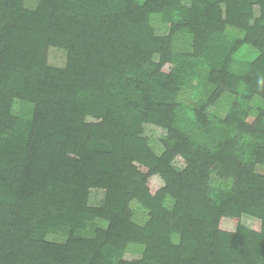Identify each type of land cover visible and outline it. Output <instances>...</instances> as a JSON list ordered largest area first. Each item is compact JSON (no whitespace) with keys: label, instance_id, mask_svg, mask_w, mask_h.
<instances>
[{"label":"trees","instance_id":"obj_1","mask_svg":"<svg viewBox=\"0 0 264 264\" xmlns=\"http://www.w3.org/2000/svg\"><path fill=\"white\" fill-rule=\"evenodd\" d=\"M25 2L0 0V264H264V0Z\"/></svg>","mask_w":264,"mask_h":264},{"label":"rangeland","instance_id":"obj_2","mask_svg":"<svg viewBox=\"0 0 264 264\" xmlns=\"http://www.w3.org/2000/svg\"><path fill=\"white\" fill-rule=\"evenodd\" d=\"M26 7L28 9L34 10L38 5V0H26ZM155 25L161 26V19L157 18L155 19ZM234 34V32L232 33ZM191 50V44L189 38H187L184 35H179L174 43V51L176 52H189ZM236 58L241 61H248L251 58V53L249 51H242L239 52L236 56ZM50 59L53 63L56 65H63L64 64V56L63 53L60 51H53L50 53ZM202 82L203 79H201ZM194 85V84H193ZM188 85L187 87L183 88L180 95V101L185 104L188 108L196 106L197 103L200 102V100L203 98V84H199L197 86ZM198 87V88H197ZM231 100L227 97H224L222 101L219 102V104L212 110V114L216 115L218 117L223 118L225 116L229 106H230ZM263 106V102L260 100H255L252 103L253 112L257 109V107ZM15 113L19 116H25L29 117L31 114V108L28 105L18 103L15 106ZM150 147L157 153L161 154L163 152V146L157 139H152L150 141ZM261 172H264V168L259 169ZM132 212H133V218L134 221L137 223H144L147 220V213L145 210H143L138 204L132 203L131 205ZM95 225L103 226L99 222H96ZM62 234H51L48 238L50 240H57V241H63L65 238L61 236Z\"/></svg>","mask_w":264,"mask_h":264}]
</instances>
